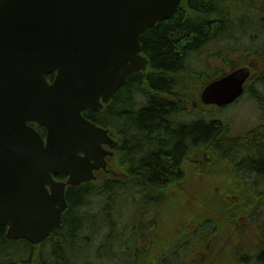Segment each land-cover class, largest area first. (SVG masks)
<instances>
[{
  "label": "trees",
  "instance_id": "1",
  "mask_svg": "<svg viewBox=\"0 0 264 264\" xmlns=\"http://www.w3.org/2000/svg\"><path fill=\"white\" fill-rule=\"evenodd\" d=\"M139 41L149 61L147 73L130 76L108 109L85 112L105 128L114 121L121 131L120 169L125 172L128 157L129 179L104 178L70 187L64 226L57 231L62 236L55 240L52 252L47 250L48 243L39 248L20 240L8 241L0 227V264H65L66 260L69 264H264V0H186L170 18L144 30ZM195 61L203 69H195ZM241 66L251 67L252 79L245 93L261 111L258 127L236 137L227 135L229 128L220 120L182 122L188 103L184 82L191 81L190 89L201 88L226 70ZM186 149L193 152L195 164L190 163L184 174L177 162ZM213 154L228 158V180L214 171L221 178L205 188L193 184L187 204L180 205L176 186L169 190L142 188V184H161L173 177L188 183L187 178L198 173V161L204 164L207 155ZM211 172L205 178L210 179ZM209 185L224 187L222 192H213L215 205H208ZM198 190L206 193V199ZM179 205L181 216L177 218ZM221 207L229 213H220ZM114 208L129 211L133 229L128 238L111 229ZM153 208L156 222L174 216L177 229L189 232L188 238L180 237L156 261L142 249L138 233L140 221ZM198 218L200 223L193 226L191 222ZM237 227H242L239 233L234 232ZM232 233L240 234V240L246 235L245 241L239 242L237 250L219 249ZM214 239L217 245L210 246ZM82 251L87 252L84 260Z\"/></svg>",
  "mask_w": 264,
  "mask_h": 264
},
{
  "label": "water",
  "instance_id": "2",
  "mask_svg": "<svg viewBox=\"0 0 264 264\" xmlns=\"http://www.w3.org/2000/svg\"><path fill=\"white\" fill-rule=\"evenodd\" d=\"M181 1L0 0V226L7 239L43 241L61 223L65 187L105 169L110 153L102 146L111 140L82 112L101 109L146 70L140 35ZM249 77L243 67L208 83L201 102L232 104ZM28 122L46 129L45 142ZM60 172L66 183L53 180Z\"/></svg>",
  "mask_w": 264,
  "mask_h": 264
},
{
  "label": "rangeland",
  "instance_id": "3",
  "mask_svg": "<svg viewBox=\"0 0 264 264\" xmlns=\"http://www.w3.org/2000/svg\"><path fill=\"white\" fill-rule=\"evenodd\" d=\"M195 69H197V70L203 69L202 63L199 64V62H198L196 64ZM185 85L187 86L185 92L188 93V95H187L188 108H190V115L188 117H186L187 120H190V119L196 118V117L202 118L206 121L220 120L223 123H226L228 125V127H229V134H227L228 136H240L239 134H245L246 135V133H248L249 130L258 127V124L260 123V118H261V116H260L261 111L259 110L256 102L253 99H251L246 93L237 103H235L233 105L227 106L225 108H217V107L210 106V107H207L204 111H201V110H198V108L191 107V105H192V101L194 100L195 93L199 92V90L202 88L203 84H202L201 88H199V86H195L193 89H190L191 88L190 80H187ZM192 111L195 114H192ZM206 158H207L206 164L202 165L201 161H198V163H197V167L199 168L200 166H202V168L204 169V172L201 171L202 168H200L198 170V173H196L195 175H191V177L187 178L188 183H186V186H182V185L176 186L177 192L179 193L178 198L180 199V205L187 204L190 202L191 198L189 197V192L193 191V188H191V186L193 184H197L201 188H205V185L207 183H209V182L212 183V182H215L218 179H220L221 177H219V175H217L214 171H220V176L222 175L223 178L228 180V176L230 175V165L228 164V158L219 159L214 154L211 157L207 156ZM210 171H212L211 175H210V179L205 178V175H207ZM226 175H228V176H226ZM226 183L231 184L230 181H226ZM217 187L218 186H216L213 189L209 185V190H208V194H207L208 203H209L208 205H215L216 204V200L213 197V192H222L224 189V187H222L220 189H217ZM189 188H191V190H189ZM240 190L245 191V187L240 185ZM198 191H200V190H198ZM200 192L202 193V195L206 199V193L202 192V191H200ZM223 193L226 195H233V192H231V191H229V192L225 191ZM183 194L185 196H183ZM214 194L217 195V193H214ZM180 195H181V197H180ZM226 200L231 202L232 198L230 196H227ZM180 205L175 211L177 218H179L181 216ZM219 211H220V213H226V212L229 213V210L225 209L224 207H221L219 209ZM120 212L122 214L123 211L121 210ZM189 212H192L194 214L193 209H190ZM128 213H129V211H127V216H128ZM202 216H203V214L200 213L199 217H202ZM121 217H119L117 215V213H114L115 224L121 225V222L123 223L124 219ZM173 221H174V219L172 218V224H173ZM196 221H198V224L200 223L199 218H198V220H194L193 222H191V224H193V226H195ZM191 224L189 223L190 226H191ZM175 225L178 226V224H176V223H175ZM221 225L223 226V225H225V223H223ZM191 230H192V226L190 227V231ZM239 231H240V228L237 227L234 232L239 233ZM186 232H188V231L186 230ZM246 233H247V231H246ZM182 236H184V234L179 232V231L176 232L174 234V236L171 238L166 237L164 235H160L159 240L155 241L151 250L156 252V251H158L160 246H162L166 249L175 240L179 239ZM229 237H231V236L229 235ZM245 237H246V235L243 236L242 241H241L240 240L241 239L240 234L233 236L228 243L227 249H234V247L232 245H236L239 242L243 243L245 241ZM84 253H85V255L87 254V252H84ZM157 254H158V252H157ZM119 264H123V263L121 262Z\"/></svg>",
  "mask_w": 264,
  "mask_h": 264
},
{
  "label": "flooded vegetation",
  "instance_id": "4",
  "mask_svg": "<svg viewBox=\"0 0 264 264\" xmlns=\"http://www.w3.org/2000/svg\"><path fill=\"white\" fill-rule=\"evenodd\" d=\"M53 78H54V75L48 77V79L51 80V81L53 80ZM51 81H49V82H51ZM116 96H117V94L110 100L108 105H106L103 110L108 109L109 107H111L113 105V101H114V98ZM198 106L199 105H197L195 103H192V107L193 108L198 107ZM103 110H101V111H103ZM185 110H187L188 113H187V111H186V113H184V115L182 117V122L188 121L186 119V116L190 115V108H186ZM101 111H93V112H101ZM189 121H191V120H189ZM93 123H95V124H97L99 126H102V125L98 124L97 122L93 121ZM29 125L31 127L35 128L41 134V136L43 138H45V130L44 129H42L41 127H38L36 124H33V123H30ZM109 125H110V127L106 128V129H108L107 131H108L109 137L113 140V142L110 145L104 147L108 152H111V154H112L111 156L107 157V159H106L107 168L109 170H112L115 174L119 175L123 179L128 180L129 179V173L131 172V170H130V166H131L130 159L127 157L126 162L123 165V167H125V172L120 171L121 170L120 169L121 168V166H120L121 157L119 156V151H118V149H120V148L122 149V147L124 145V143H123L124 142V137H123L121 131L115 126V122L114 121H111L109 123ZM157 147H159V146H157ZM124 153L125 152H123V154ZM251 154H256V153H251ZM190 163H192V164L194 163L193 152H191L188 149H186L185 153L180 157L179 161L177 162V166H178L179 171L181 173L185 174L187 172V169H188ZM96 174L100 175V174H102V172L100 171V172H97ZM190 174H192V173H189V175ZM112 177H114V176H112ZM54 178H55V180L60 181V182H64V181L67 180V177L65 175L62 176L61 174L56 175ZM119 178H114V179H119ZM177 185L186 186V183H184L182 179H181V181L178 182L177 177H173L172 179H169L168 181H165V182H163L161 184H155V183L142 184V188L143 189H154V190H169V189L174 188ZM66 199H67V193H66ZM67 202H68V200H67ZM66 212L67 211H65V213L62 216V224H61V226L59 228H57V229H54L50 233L49 237H47L41 244L36 245V246H39V248H44V246L48 243L47 250H48V252H52V250H53L52 246L55 243V240L60 241V238L62 236L61 232H57V231H58V229H60L61 227L64 226ZM112 213H113V217H114V213H117V215L119 216L118 209L116 210L114 208V212H112ZM152 224L156 226L155 222H152V221L151 222H144L145 232H143V235L145 237H140L142 239V243L145 244L146 247H148V249L150 251H151V248H152L153 244L157 240V236L153 237L154 243L151 240H149V238L152 237L156 233V232H153L154 230L152 229V227H149ZM242 225L245 226L244 223ZM2 228H4V235H5L6 234V227H2ZM240 228H242V227H240ZM53 235H55L56 238L55 237L51 238ZM80 249H82L81 246H80ZM79 252H80V250H79ZM84 252L85 251L81 252L83 260L85 258L84 257L85 256ZM52 259H54V258H52ZM50 264H53V263H50ZM54 264H59V263H54ZM65 264H69V262H67V260H66Z\"/></svg>",
  "mask_w": 264,
  "mask_h": 264
}]
</instances>
